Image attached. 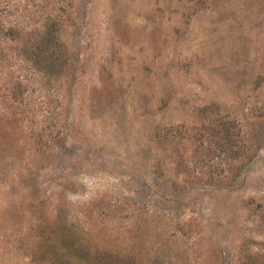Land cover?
I'll list each match as a JSON object with an SVG mask.
<instances>
[{
    "label": "rangeland",
    "instance_id": "374dc122",
    "mask_svg": "<svg viewBox=\"0 0 264 264\" xmlns=\"http://www.w3.org/2000/svg\"><path fill=\"white\" fill-rule=\"evenodd\" d=\"M0 53V264L67 258L60 208L138 264H264V0H0Z\"/></svg>",
    "mask_w": 264,
    "mask_h": 264
},
{
    "label": "trees",
    "instance_id": "16d2710c",
    "mask_svg": "<svg viewBox=\"0 0 264 264\" xmlns=\"http://www.w3.org/2000/svg\"><path fill=\"white\" fill-rule=\"evenodd\" d=\"M57 28L55 24L50 26V23L47 22L43 27L42 38L33 44V49L25 51L29 61L50 77L55 70H58V66L63 67L68 62L69 42L63 43L60 40ZM4 57L5 54L0 53V59ZM58 215V229L61 232L59 238L67 251V258H64L61 251L55 246L52 256L56 255V264H138L136 258L129 255L118 256L107 251L93 250L88 243L89 239L75 227L68 211L60 208Z\"/></svg>",
    "mask_w": 264,
    "mask_h": 264
}]
</instances>
